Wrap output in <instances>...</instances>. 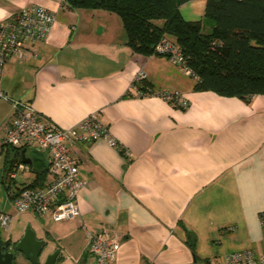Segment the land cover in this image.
<instances>
[{"label":"crops","instance_id":"0c3cea01","mask_svg":"<svg viewBox=\"0 0 264 264\" xmlns=\"http://www.w3.org/2000/svg\"><path fill=\"white\" fill-rule=\"evenodd\" d=\"M34 4L53 11L55 23L24 58L5 61L3 91L61 127L95 114L116 144L70 145L82 181L77 217L54 221L31 210L16 213L12 199L21 188L49 180L48 158L32 146L3 143L13 112L0 99V209L14 214L4 230L21 225L11 234L19 238L29 225L45 239L31 224L43 218L49 226L41 231L60 241L68 264L93 263L86 231L102 227L119 241L110 264H214L232 251L261 253L264 95L244 100L195 89L164 55L133 52L120 18L105 10H69L61 0H0V9L8 18ZM204 7L205 0H188L179 10L187 20L202 21ZM163 88L180 91L189 105L146 93ZM18 161L29 169L9 178Z\"/></svg>","mask_w":264,"mask_h":264},{"label":"built area","instance_id":"2783aa9c","mask_svg":"<svg viewBox=\"0 0 264 264\" xmlns=\"http://www.w3.org/2000/svg\"><path fill=\"white\" fill-rule=\"evenodd\" d=\"M55 20L53 11L34 4L0 21V99L10 104L13 112L5 127L3 143L15 148L32 146L45 152L48 158L49 180L41 187H22L12 199L15 212L31 210L39 217L49 214L54 221H66L79 215L77 194L82 185L78 160L72 154L70 145L77 141L97 139H108L114 145L116 142L95 114L87 115L71 126H57L40 118L30 105L12 99L1 87L5 61L11 56L24 58L35 43L45 41ZM156 51L179 66L194 82L198 81V75L186 64L182 51L169 38L162 37L156 45ZM142 77L143 71H138L135 79L141 80ZM146 93L156 94L179 107L189 105L188 98L178 90L149 89ZM28 169L26 163L18 161L7 172V176L14 178ZM13 217V213L0 209V228L7 229ZM86 236L88 252L94 259L92 264H110L119 247L118 239L110 236L104 227L96 233L87 230ZM214 264H264V248L259 254L251 248L232 251Z\"/></svg>","mask_w":264,"mask_h":264},{"label":"trees","instance_id":"16d2710c","mask_svg":"<svg viewBox=\"0 0 264 264\" xmlns=\"http://www.w3.org/2000/svg\"><path fill=\"white\" fill-rule=\"evenodd\" d=\"M186 1L61 0L69 10L116 14L133 52L160 54L157 43L169 38L198 75L195 89L244 100L264 95V0H205L203 17L211 22L208 32L202 31L201 20L182 16L179 6Z\"/></svg>","mask_w":264,"mask_h":264},{"label":"water","instance_id":"95a60500","mask_svg":"<svg viewBox=\"0 0 264 264\" xmlns=\"http://www.w3.org/2000/svg\"><path fill=\"white\" fill-rule=\"evenodd\" d=\"M46 245L47 242L44 239L37 238L34 230L27 225L23 234L15 243V248L34 264H57L59 249L42 255ZM12 257L13 253L11 251L2 252L0 250V264H13ZM41 257L43 260L40 261Z\"/></svg>","mask_w":264,"mask_h":264},{"label":"rangeland","instance_id":"374dc122","mask_svg":"<svg viewBox=\"0 0 264 264\" xmlns=\"http://www.w3.org/2000/svg\"><path fill=\"white\" fill-rule=\"evenodd\" d=\"M209 30L210 29L207 27L206 18H203V20H202V31L203 32H208ZM36 219H33L31 221V224L34 225V227L38 231H39L40 228L41 229L42 228L45 229L47 227L48 223H45V220L43 218L37 217ZM24 224H26V223H24ZM21 228H22L21 225H12L10 227L9 231H5L4 229H1L0 228V234L1 235L5 234V233L14 234L15 232L19 231ZM41 229H40V232L38 234L42 235L43 238H45L44 240L47 242V245L43 249L42 255L43 254L50 253V252L54 251L55 249H58V246H60V244H61L60 241L59 240H56L52 235H46L45 236V233L42 232ZM59 252H60V250H59ZM61 252H62V250H61ZM61 252H60V258H61L60 260H61V263L62 264H68L69 263V260H66L65 258H67V257L65 255H63L64 254L63 252L62 253ZM63 257H64V259H63ZM25 264H27V263H25Z\"/></svg>","mask_w":264,"mask_h":264},{"label":"flooded vegetation","instance_id":"af4514ba","mask_svg":"<svg viewBox=\"0 0 264 264\" xmlns=\"http://www.w3.org/2000/svg\"><path fill=\"white\" fill-rule=\"evenodd\" d=\"M19 238H14L11 234H8L6 236L0 235V250L2 252L5 251H11L13 253L12 262L13 264H34L32 261L28 260L23 256L22 253H20L15 248V243L17 242ZM51 253V252H50ZM59 259V255L57 256V261ZM43 260V258H40V261Z\"/></svg>","mask_w":264,"mask_h":264},{"label":"clouds","instance_id":"9594fccd","mask_svg":"<svg viewBox=\"0 0 264 264\" xmlns=\"http://www.w3.org/2000/svg\"><path fill=\"white\" fill-rule=\"evenodd\" d=\"M21 7H23L22 4H21ZM7 15L8 13H6L3 9H0V20H4Z\"/></svg>","mask_w":264,"mask_h":264}]
</instances>
